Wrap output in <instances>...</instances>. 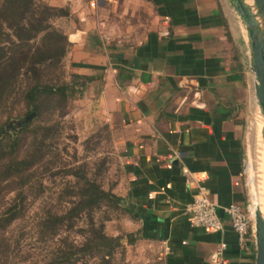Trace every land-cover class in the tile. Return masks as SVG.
I'll return each instance as SVG.
<instances>
[{
    "label": "crops",
    "instance_id": "obj_1",
    "mask_svg": "<svg viewBox=\"0 0 264 264\" xmlns=\"http://www.w3.org/2000/svg\"><path fill=\"white\" fill-rule=\"evenodd\" d=\"M45 1L68 8L57 24L72 74L100 91V112L119 131L113 193L129 215L125 232L159 246L163 264H210L222 244L227 264H254L250 236L241 243L223 211L246 205L248 91L223 0ZM201 188L222 231L189 221Z\"/></svg>",
    "mask_w": 264,
    "mask_h": 264
},
{
    "label": "rangeland",
    "instance_id": "obj_2",
    "mask_svg": "<svg viewBox=\"0 0 264 264\" xmlns=\"http://www.w3.org/2000/svg\"><path fill=\"white\" fill-rule=\"evenodd\" d=\"M32 1L34 9L39 12L45 6L57 10L49 23L66 37L57 22L60 20L58 23H62L60 18L66 15L68 8H54L45 0ZM242 1L254 16L258 14L253 10L255 0ZM3 2L0 0V8ZM223 2L236 32L237 49L239 56H243L248 79L244 184L246 206L252 216L250 238L256 264L255 212L253 214L251 208L264 202L263 173L254 174L260 171H255L258 164L264 169V116L257 99V80L247 26L236 12L232 0ZM13 31L5 25L4 32L10 39L4 37L0 41L11 54L12 42L15 41ZM42 40L40 35L32 44H42ZM59 46L63 47L65 43L61 42ZM69 50L68 44L59 63L55 59L42 65L38 78L34 72L22 70L13 80L6 101L0 102V210L11 205L23 209L16 221L0 231L1 264H50L56 257V251L76 250V246H82L93 235L95 228L103 227L104 232L113 237L128 234L124 222L129 215L121 205L105 202L97 209L82 208L79 213L72 210L83 198L88 182H95L113 193L120 180L121 163L119 131L112 129L109 120L100 112L98 100L93 96L99 95L100 91L96 89L92 93L87 78L72 74ZM232 53L238 55L237 51ZM36 81L55 86L67 84L68 97L42 95L38 110H35L25 93ZM33 112L35 116L29 120L28 129L20 132L22 122ZM255 127H259L260 149L257 143L253 144L252 130ZM12 160L16 163L25 161V165L18 166L19 170L15 171L14 166L9 168ZM14 172V177L5 179ZM20 192L21 200L14 202ZM260 207L264 211V204ZM50 215L61 218V227L54 234L49 227L54 222L50 221ZM159 249L149 241L139 239L130 244L125 238L121 249L111 258V264H163ZM78 256L77 264L101 263L100 258Z\"/></svg>",
    "mask_w": 264,
    "mask_h": 264
},
{
    "label": "trees",
    "instance_id": "obj_3",
    "mask_svg": "<svg viewBox=\"0 0 264 264\" xmlns=\"http://www.w3.org/2000/svg\"><path fill=\"white\" fill-rule=\"evenodd\" d=\"M55 11L57 10L45 6L39 12L34 9L32 0H4L0 8V41L4 37H10L8 33L4 32L5 25L11 31L15 29L12 33L15 41L12 42V54L8 47L0 42V102L6 101L13 80L22 70L34 72L38 78L42 65L55 59L57 60L56 63H59L60 59L64 57L66 46L69 44L67 38L49 23V19L53 17ZM40 35L43 37V43L32 44V41L36 40ZM61 42H64L65 46L60 47ZM68 88L67 84L55 86L36 81L27 90L25 97L33 108L38 110V101L42 95L66 98L68 97ZM30 123L31 121H26L25 119L20 126V132L26 131ZM21 165H25V161L16 163L12 160L9 163V168L14 166V170L18 171V166ZM11 174H8L5 179L9 180L16 175L15 172L12 176ZM18 195L19 197L14 202L21 200L19 198H21L22 192L18 193ZM83 195L80 202L72 209L76 213L85 208L97 209L105 202H111L119 207L122 204L121 198L112 192L105 191L95 182H88V185L83 190ZM22 211L23 209H19L17 205L2 208L0 210V231L6 230L7 227L16 221L21 216ZM49 219L54 221L49 225L52 234H54V231L61 227L59 226L61 218L57 215H50ZM95 229L93 230V235L82 246H74L76 250L67 251L61 249L56 251V257L50 264H77L78 255L100 258V264H111V258L121 249L125 238L130 244L141 238V231L136 234H127L125 237H113L107 235L103 227L99 230Z\"/></svg>",
    "mask_w": 264,
    "mask_h": 264
},
{
    "label": "built area",
    "instance_id": "obj_4",
    "mask_svg": "<svg viewBox=\"0 0 264 264\" xmlns=\"http://www.w3.org/2000/svg\"><path fill=\"white\" fill-rule=\"evenodd\" d=\"M189 221L194 227L206 232H219L223 230V222L219 216L216 205L209 199L207 190L201 188L193 202L186 209ZM228 216L231 227L238 235L241 243L245 244L250 236L252 216L246 205L231 204L223 210ZM225 244L213 254L210 264H227L223 257Z\"/></svg>",
    "mask_w": 264,
    "mask_h": 264
},
{
    "label": "water",
    "instance_id": "obj_5",
    "mask_svg": "<svg viewBox=\"0 0 264 264\" xmlns=\"http://www.w3.org/2000/svg\"><path fill=\"white\" fill-rule=\"evenodd\" d=\"M236 12L247 26L250 49L252 52L253 71L257 80V99L264 116V25L260 29L255 17L242 0H232ZM256 5L264 20V0H256ZM264 22V21H263ZM35 116L30 114L26 121ZM255 237H256V264H264V218L260 212L255 214Z\"/></svg>",
    "mask_w": 264,
    "mask_h": 264
},
{
    "label": "bare ground",
    "instance_id": "obj_6",
    "mask_svg": "<svg viewBox=\"0 0 264 264\" xmlns=\"http://www.w3.org/2000/svg\"><path fill=\"white\" fill-rule=\"evenodd\" d=\"M253 10H254V12L255 13H257L258 12V14H259V16H260V12H259V10H258V8H257V5H256V0H255V4L253 5ZM262 15V14H261ZM254 16V15H253ZM259 16L257 17V15L256 16H254L255 17V20H256V22L259 24V26H260V28H263V25H264V20H263V17L260 19L259 18ZM259 18V19H258ZM257 125V124H256ZM252 135H253V138H255V142H254V139H253V144H254V146L256 145V143H257V146L259 145V143H258V141L260 142V140H259V127H255V128H253V130H252ZM257 148V147H256ZM258 148L260 149V147L258 146ZM263 149V148H262ZM260 152H261V150H259ZM260 155L262 154V152L261 153H259ZM263 156V155H262ZM259 157V160H261L260 159V156H258ZM262 159H263V157H261ZM255 160H257V157L255 156ZM258 161V160H257ZM256 161V162H257ZM260 162V161H259ZM263 162V161H262ZM256 164H258V163H256ZM260 164H261V162H260ZM259 165V164H258ZM258 165H257V167H255V171L256 170H260V171H258V172H255L254 170V174H256V173H260V172H262L263 173V179H264V169H263V166L261 165L260 167H258ZM263 165H264V163H263ZM251 167H253L252 165H250ZM256 166V165H255ZM256 168H260V169H256ZM254 169V168H253ZM256 176V175H255ZM254 176V177H255ZM260 176H258V178H259ZM256 178V177H255ZM256 181V180H255ZM264 189H262V191H263ZM261 191V192H262ZM263 193V192H262ZM264 194V193H263ZM263 200V199H262ZM262 204V203H261ZM261 204H258V203H256L255 204V206L254 207H252L251 208V212L254 214V212H255V214L257 213V212H260V214H261V216H262V218H264V211L262 210V208L260 207V206H262L263 204H264V202H263V204L261 205ZM255 216V215H254Z\"/></svg>",
    "mask_w": 264,
    "mask_h": 264
}]
</instances>
